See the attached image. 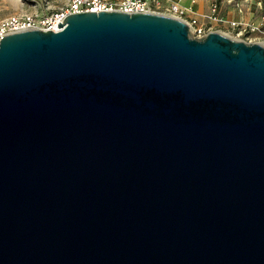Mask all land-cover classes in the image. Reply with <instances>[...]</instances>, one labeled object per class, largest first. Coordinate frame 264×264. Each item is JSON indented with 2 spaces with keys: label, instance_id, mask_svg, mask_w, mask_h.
I'll use <instances>...</instances> for the list:
<instances>
[{
  "label": "water",
  "instance_id": "obj_1",
  "mask_svg": "<svg viewBox=\"0 0 264 264\" xmlns=\"http://www.w3.org/2000/svg\"><path fill=\"white\" fill-rule=\"evenodd\" d=\"M0 264H264V43L118 9L0 37Z\"/></svg>",
  "mask_w": 264,
  "mask_h": 264
},
{
  "label": "built area",
  "instance_id": "obj_2",
  "mask_svg": "<svg viewBox=\"0 0 264 264\" xmlns=\"http://www.w3.org/2000/svg\"><path fill=\"white\" fill-rule=\"evenodd\" d=\"M195 0L192 3H183L182 0H71L69 5L57 11L56 13L38 17L33 13H25L24 15H12L4 18L0 22V37L3 35L29 27H42L58 29V23L63 21L68 13L88 10H113L134 12H155L180 17L188 22L193 33L201 36L209 31L204 23L200 22L194 9ZM212 11L217 9V0H211ZM236 8L240 13L244 12V3L237 1ZM208 17H212L209 14ZM233 28L245 29L251 23L247 19H233L231 21Z\"/></svg>",
  "mask_w": 264,
  "mask_h": 264
},
{
  "label": "rangeland",
  "instance_id": "obj_3",
  "mask_svg": "<svg viewBox=\"0 0 264 264\" xmlns=\"http://www.w3.org/2000/svg\"><path fill=\"white\" fill-rule=\"evenodd\" d=\"M237 1L244 3V15L236 8ZM71 0H0V22L12 15L33 13L45 18L66 8ZM192 3V0H182ZM217 9L212 11L211 0H195L194 9L200 22L207 29L220 31L229 36L242 38L246 41L264 43V0H217ZM212 14V17H208ZM247 19L251 25L245 29L233 28V19Z\"/></svg>",
  "mask_w": 264,
  "mask_h": 264
},
{
  "label": "crops",
  "instance_id": "obj_4",
  "mask_svg": "<svg viewBox=\"0 0 264 264\" xmlns=\"http://www.w3.org/2000/svg\"><path fill=\"white\" fill-rule=\"evenodd\" d=\"M239 12V11H238ZM240 13V12H239ZM241 14V13H240ZM245 13H243V14H241V18L243 17V18H247L245 15H244Z\"/></svg>",
  "mask_w": 264,
  "mask_h": 264
}]
</instances>
